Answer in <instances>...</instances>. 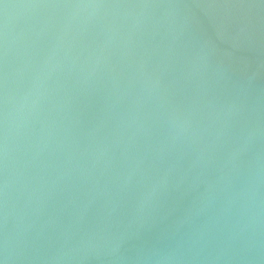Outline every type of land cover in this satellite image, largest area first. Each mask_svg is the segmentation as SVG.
<instances>
[{
    "label": "water",
    "instance_id": "obj_1",
    "mask_svg": "<svg viewBox=\"0 0 264 264\" xmlns=\"http://www.w3.org/2000/svg\"><path fill=\"white\" fill-rule=\"evenodd\" d=\"M2 264H264V0H0Z\"/></svg>",
    "mask_w": 264,
    "mask_h": 264
},
{
    "label": "snow or ice",
    "instance_id": "obj_2",
    "mask_svg": "<svg viewBox=\"0 0 264 264\" xmlns=\"http://www.w3.org/2000/svg\"><path fill=\"white\" fill-rule=\"evenodd\" d=\"M0 264H2V262H0Z\"/></svg>",
    "mask_w": 264,
    "mask_h": 264
}]
</instances>
